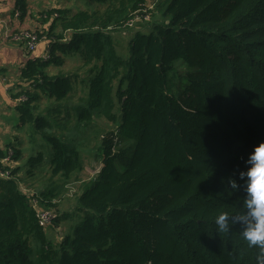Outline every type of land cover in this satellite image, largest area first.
<instances>
[{
	"label": "trees",
	"instance_id": "16d2710c",
	"mask_svg": "<svg viewBox=\"0 0 264 264\" xmlns=\"http://www.w3.org/2000/svg\"><path fill=\"white\" fill-rule=\"evenodd\" d=\"M85 1L47 12V54L14 87L26 137L0 147V264H256L241 226L214 221L243 209L230 179L264 142V0ZM149 4L121 56L114 32ZM90 153L103 165L77 195L86 216L55 242L33 200L56 206Z\"/></svg>",
	"mask_w": 264,
	"mask_h": 264
},
{
	"label": "crops",
	"instance_id": "0c3cea01",
	"mask_svg": "<svg viewBox=\"0 0 264 264\" xmlns=\"http://www.w3.org/2000/svg\"><path fill=\"white\" fill-rule=\"evenodd\" d=\"M18 0H0V147L7 148L9 143H17L25 137L20 126L17 109L15 85L19 83L22 68L32 57H45L49 38L47 34L33 52L27 51L21 43L6 41L5 28L49 30L53 18L47 12L56 8H68L63 0H24L25 11L17 12ZM74 10V9H72ZM75 11V10H74ZM50 32V31H49ZM48 32V34H49ZM16 165V162L14 163ZM22 186H26L22 183ZM60 202V201H59ZM50 238L51 234L47 231Z\"/></svg>",
	"mask_w": 264,
	"mask_h": 264
},
{
	"label": "rangeland",
	"instance_id": "374dc122",
	"mask_svg": "<svg viewBox=\"0 0 264 264\" xmlns=\"http://www.w3.org/2000/svg\"><path fill=\"white\" fill-rule=\"evenodd\" d=\"M63 2L67 5L68 8L74 10L86 9L88 7V4L85 0H63ZM95 6L96 5H94L92 8H94ZM144 22L145 21H140L133 27H130V29L120 28L119 30H116L114 32L115 45L118 49V53L121 56L128 57L130 55V42L133 39L136 31L142 26V24H144ZM81 60V56L77 54L69 56L66 58L62 68H64L66 71L75 72L78 70V67L81 64ZM60 68L61 66L55 68L51 67L49 68V70L52 75H55L56 73H58V70ZM28 145L29 144H27V146ZM27 146L25 150L30 152V150L27 149ZM94 155L91 153L88 155L86 154V157L84 158L85 169L79 174L80 178H70L68 184L65 186L67 190L65 189L63 195L59 199H56L58 203H56V206L53 207L58 212L59 219L54 221V224L46 229V231L51 234V239L55 242L61 241L65 234L73 231L76 225H78L86 216V211L82 209V213L79 208L77 195L79 194V192H81L83 185L90 179L94 178L95 174L101 169L103 165L100 159L94 160ZM13 166H15V164L12 165V167ZM49 176L50 171L46 169L42 173L38 174L37 180L48 178ZM58 183H61V181H58Z\"/></svg>",
	"mask_w": 264,
	"mask_h": 264
},
{
	"label": "clouds",
	"instance_id": "9594fccd",
	"mask_svg": "<svg viewBox=\"0 0 264 264\" xmlns=\"http://www.w3.org/2000/svg\"><path fill=\"white\" fill-rule=\"evenodd\" d=\"M247 168L240 171L243 185L230 179V189L243 187V209L232 215L221 212L215 219L216 232H231L232 226H241V236L249 248H257L256 264H264V142L257 144L246 160Z\"/></svg>",
	"mask_w": 264,
	"mask_h": 264
},
{
	"label": "built area",
	"instance_id": "2783aa9c",
	"mask_svg": "<svg viewBox=\"0 0 264 264\" xmlns=\"http://www.w3.org/2000/svg\"><path fill=\"white\" fill-rule=\"evenodd\" d=\"M153 7V4H149L148 7L142 8L140 11L134 12L130 18H128L122 27H133L140 21L150 19V12L149 9ZM18 12V11H17ZM19 13V12H18ZM3 38L6 41L12 42H19L22 46L29 52H33L38 43L45 38V35H40L37 30L25 28L21 30H13L7 27L4 30ZM46 56V55H45ZM17 91V90H16ZM23 97V96H22ZM20 97L18 101L24 100L25 98ZM10 157H6L3 159V163L7 165L9 163ZM0 176L1 177H8L10 176L9 170L0 168ZM27 193L30 195H34V192L31 190H27ZM33 207L36 212V216L38 218V222L43 227H49L53 225V222L57 218V211L53 207H44L41 205L40 200L34 198L33 200Z\"/></svg>",
	"mask_w": 264,
	"mask_h": 264
},
{
	"label": "water",
	"instance_id": "95a60500",
	"mask_svg": "<svg viewBox=\"0 0 264 264\" xmlns=\"http://www.w3.org/2000/svg\"><path fill=\"white\" fill-rule=\"evenodd\" d=\"M32 58H37V57H32ZM32 58H31V59H32Z\"/></svg>",
	"mask_w": 264,
	"mask_h": 264
}]
</instances>
